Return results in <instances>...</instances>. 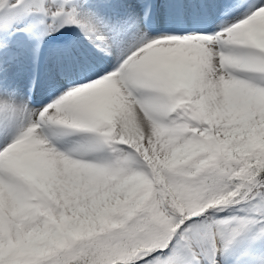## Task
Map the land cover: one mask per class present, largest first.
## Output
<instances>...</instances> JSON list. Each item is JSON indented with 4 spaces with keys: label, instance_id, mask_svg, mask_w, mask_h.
<instances>
[{
    "label": "snow or ice",
    "instance_id": "obj_1",
    "mask_svg": "<svg viewBox=\"0 0 264 264\" xmlns=\"http://www.w3.org/2000/svg\"><path fill=\"white\" fill-rule=\"evenodd\" d=\"M0 264H264V0H0Z\"/></svg>",
    "mask_w": 264,
    "mask_h": 264
}]
</instances>
